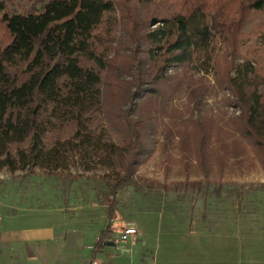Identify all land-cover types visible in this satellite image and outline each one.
Listing matches in <instances>:
<instances>
[{"label": "trees", "instance_id": "obj_1", "mask_svg": "<svg viewBox=\"0 0 264 264\" xmlns=\"http://www.w3.org/2000/svg\"><path fill=\"white\" fill-rule=\"evenodd\" d=\"M37 1L38 8L9 13L0 0V171L40 169L49 175L70 167L107 169L103 180L111 202L92 254L112 240L114 196L133 184L156 115L169 119L164 141L175 137L194 161L208 159L207 123L179 129L183 119L169 104L181 88L187 98L197 96L195 73L213 71L227 89L239 111L230 126L260 151L264 164V77L252 59L240 58L237 45L243 40L236 38L250 12L264 17V0ZM117 24L127 41L124 55L118 52ZM252 35L264 44V28ZM216 37L231 51L215 50ZM117 68L128 71L129 80L108 74L104 80ZM104 86L118 103L113 118L123 129L120 141L103 124ZM136 101L148 104L145 113ZM225 151L221 160L235 156Z\"/></svg>", "mask_w": 264, "mask_h": 264}, {"label": "rangeland", "instance_id": "obj_2", "mask_svg": "<svg viewBox=\"0 0 264 264\" xmlns=\"http://www.w3.org/2000/svg\"><path fill=\"white\" fill-rule=\"evenodd\" d=\"M1 1L9 13L40 6L37 0ZM120 25H116L115 36L120 43L118 52L124 55L128 48ZM256 28H264V17L250 12L237 33L236 38L243 40L237 50L240 58L252 59L264 77V44L255 41L252 33ZM214 46L222 54L231 51L219 37ZM173 72L169 70V74ZM107 74L130 78L121 68L105 73L104 80ZM192 76L197 78L193 84L197 96L189 99L187 90L181 88L169 104L173 114L183 119L179 129L190 130L191 123L198 121L207 123L211 151L205 154V162L186 155V147L179 148L177 138L164 141L162 134L169 119L156 115L133 184L121 187L114 196L116 205L109 225L112 240L107 241L116 240L115 245H104L94 254L92 245L107 223L111 202L103 180L107 169L70 167L49 175L40 169L1 170L0 264H89L93 259L106 264H264L261 153L230 126L239 111L213 71ZM136 102L142 114L149 108ZM117 107V101L102 87L103 124L114 141H120L123 133L113 118ZM50 140L46 139L47 143ZM225 150H233L235 156L225 155L221 160ZM130 226L136 235L126 242L117 241L121 231ZM36 230L41 235L36 237L41 238L29 239ZM7 231L17 236L11 237ZM47 232L51 234L43 238Z\"/></svg>", "mask_w": 264, "mask_h": 264}, {"label": "built area", "instance_id": "obj_3", "mask_svg": "<svg viewBox=\"0 0 264 264\" xmlns=\"http://www.w3.org/2000/svg\"><path fill=\"white\" fill-rule=\"evenodd\" d=\"M135 235H136V230L134 227L132 226L126 227L121 231L120 235L117 238V241L126 242L127 240L133 238ZM113 242L115 244L116 240H114ZM89 264H106V262L93 259L90 260Z\"/></svg>", "mask_w": 264, "mask_h": 264}, {"label": "crops", "instance_id": "obj_4", "mask_svg": "<svg viewBox=\"0 0 264 264\" xmlns=\"http://www.w3.org/2000/svg\"><path fill=\"white\" fill-rule=\"evenodd\" d=\"M37 232V234L36 235H32V238H29V239H34V238H37V239H40L41 237H39V236H41V235H39V233H40V231L39 230H36ZM7 232H9L10 233V235H11V237H14V236H17V235H13V233L14 232H12V231H7ZM24 232V231H23ZM51 234V232L50 233H48L47 232V235H45L43 238H45L46 236H49ZM22 235H24L23 233H22ZM37 235H39L38 237H36ZM25 236V235H24ZM34 237V238H33ZM24 239V238H23Z\"/></svg>", "mask_w": 264, "mask_h": 264}, {"label": "water", "instance_id": "obj_5", "mask_svg": "<svg viewBox=\"0 0 264 264\" xmlns=\"http://www.w3.org/2000/svg\"><path fill=\"white\" fill-rule=\"evenodd\" d=\"M104 245H111V246H114L115 244H114V242H112V241H107L106 243H104Z\"/></svg>", "mask_w": 264, "mask_h": 264}]
</instances>
